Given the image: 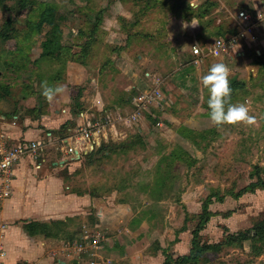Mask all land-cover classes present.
<instances>
[{"label": "crops", "instance_id": "1", "mask_svg": "<svg viewBox=\"0 0 264 264\" xmlns=\"http://www.w3.org/2000/svg\"><path fill=\"white\" fill-rule=\"evenodd\" d=\"M193 2L194 8L189 6V0H139L136 19L132 9L119 6L128 20L106 21L105 17L107 23L99 25L97 32H102L106 23L111 26L109 39L113 38L108 40L107 37L108 42L101 43L104 35L101 33L97 38L93 35L96 41L91 43V56L96 62L91 63L90 68L70 62L57 84L63 85L66 91L52 103L41 93L32 95L33 91L24 87L9 86L0 90V134L11 141L40 140L45 144L48 134L65 138L88 124L87 119H91L90 123L96 120L91 112L93 108L118 112L130 106L129 87L136 85L138 72L139 92L144 69L164 78L159 84L161 101L152 103L141 113L136 132L126 133L124 128H119L125 124L115 122L106 131L103 142L87 156L68 157L47 144L36 159L22 157L13 165L11 194L0 203L5 264H83L82 257L64 252L62 245L80 240L86 231L101 233L105 240L101 255L110 264H162L163 250L168 251L172 246L174 251L178 250L186 238L191 240L187 231L192 229L186 228V224H181L183 229L175 226L178 232L175 227L164 224L170 216L168 210L173 199L166 195V190L163 192L171 182L165 176L170 170L163 160L165 149L155 152V162L139 161V135L142 140L145 135L154 144L157 142L156 136L145 131L147 110L153 108L159 113L170 106L172 109L163 114L178 126L175 131L183 126L193 130L203 124L200 118L207 116L203 113L202 101L209 90L203 87L201 77L208 74L212 64L227 65L229 81L253 74L256 67L246 58L241 45L250 46L242 40L229 52L200 61L191 53L193 44L204 49L215 38L231 34L239 10L251 14L260 38L257 42L264 51V0ZM193 16L200 24L182 29V21L190 22ZM131 48L139 49V64H131L135 54L129 51ZM168 60L170 65L158 67ZM241 63L244 68H240ZM128 64L131 75L127 73ZM158 68L162 72H156ZM133 139L135 145H130ZM110 142L124 145L114 146L110 152L96 151L101 144ZM100 158L105 162L124 161L126 166L116 167L110 163L97 169L96 162ZM132 161L136 165L133 166ZM142 172H147L149 177L139 176ZM95 173L99 174V181L89 179ZM79 178L85 186L77 184ZM98 184L110 191L96 194ZM181 194L179 202L188 203L189 196ZM29 223L42 226L29 232L25 229ZM170 236H173L170 241L174 237L177 241L164 246L165 238Z\"/></svg>", "mask_w": 264, "mask_h": 264}, {"label": "rangeland", "instance_id": "2", "mask_svg": "<svg viewBox=\"0 0 264 264\" xmlns=\"http://www.w3.org/2000/svg\"><path fill=\"white\" fill-rule=\"evenodd\" d=\"M5 3L8 8L0 6V32L8 17L12 18L11 30L13 29V31H9L7 40L4 41L0 38V83L8 87H24L27 91H33L32 95L36 92L41 93V96L42 82L47 81L50 86L57 85L61 81V75L65 73L67 65L72 62L67 61V57L59 59L38 58L40 54L39 43L42 40L45 29L37 32L31 28V23L36 21L45 3L53 4L59 11L67 13L68 20L62 25L63 32L66 40L75 46L86 44L91 40L92 33H94L92 28L95 23L98 24L94 33L97 35L96 38L102 33L104 36L100 40L101 43L108 42L105 39L107 37L108 40H111L113 38L109 39L111 26L107 25L106 21H120L122 19L121 21L124 22V20H128L125 18L126 12L122 11L119 6H124L125 9H132L131 13L132 16H135L133 17L135 19L139 12V0H35L31 10L18 9L17 0H6ZM114 6L116 7L115 9L113 8ZM104 21L106 23L101 29L103 31L97 32L99 30L98 26H102ZM241 47L246 58L251 60L250 63L256 67V70H254L253 74L251 72L249 78L240 77V81L246 84L245 89L236 93L232 103L250 102V114L256 116L257 125L245 126L241 124L233 126L225 124L222 127L213 125L209 118V111L206 108L208 104L207 93L210 94L207 91L202 101L203 113L207 114V116L200 118V122H203V124L194 127L192 130L194 133L191 135L183 134L181 128H179L178 132L175 131L178 126L173 125V121L168 120L163 114L172 109L170 106L159 113L155 109L149 108L147 110L149 116L145 119L147 122V130L145 129V131L152 137L156 136L157 142L154 144L148 136L143 135L144 143L139 145V161L145 164L146 162L156 161L155 152L165 149L164 164L170 166V170L165 176L166 178L169 177L171 182L167 183L168 188L166 186L163 192L166 190V195H170L173 198L168 210L170 216L164 222L166 226L181 228V224H186V228L188 226L193 230L197 223L196 215L200 213L202 201L206 196L211 194L224 195L222 202L212 197L209 209L215 214L201 231L200 242L212 243L221 241L223 238V226H226L229 232L237 233L238 236L243 238L242 246L224 247L217 253H208L206 254L208 260L202 263L199 262V264H264V246L258 251L257 249L255 250L257 245H255V248L251 245L252 239L255 237L251 228L252 224L257 217L264 215V191L257 189L254 193H244L237 199L224 193L229 189L237 191L247 185L252 180L249 176L254 165L264 166V69H261L254 62V51L260 50L261 45L255 42L250 47L244 44ZM133 49L129 50L135 53L132 56L131 64H139L137 62L139 49ZM93 62H96V59L90 54L84 64L77 63H79V67L90 68L91 63L94 64ZM167 63L170 65L169 60L162 61L160 65L158 64V67H162L163 64L167 66ZM176 63H174L173 68ZM128 68L127 73L131 75L130 64L126 66V69ZM240 68H244L242 63ZM146 70L148 69L143 70L142 90L151 88L154 85L155 78H160L161 83L163 82V77L155 72ZM145 72H148L149 75L146 76ZM156 72L162 71L158 68ZM58 74H60V80H55ZM138 92L139 72L136 85L129 87L130 97H133ZM158 101L160 102L161 100ZM131 110L130 105L124 106L119 112L125 115ZM91 112L95 119L103 118L106 114L112 117L117 116L115 110L104 111V109L93 108ZM87 120L90 123L91 119ZM159 122L162 123L161 127L157 124ZM123 124L125 125L119 126V128H124L126 133H134L137 131L138 124H140L139 118L131 126L126 125L125 122ZM184 127L186 126L182 128ZM171 137L173 141H170ZM97 160V167H95L97 169L104 164L108 165L110 163H113L116 167L120 165L126 166L124 161L119 162L117 159H113L110 162H105L103 158ZM132 163L133 166L136 165L134 161ZM185 165L188 167L186 168ZM98 175L95 173L89 179L99 181ZM139 176H144V179L149 177L147 172L139 173ZM77 184L85 186L81 184V178L78 179ZM99 184L95 189L96 194H106L110 191L105 185L100 186ZM181 193L189 196L188 203L179 202ZM226 212H231V215L225 218L223 214ZM183 218H185V221ZM176 227L174 230L178 232ZM187 232L190 234L191 239V231L188 230ZM172 238L173 236L166 237L164 246L168 242L174 243L177 241L176 237H174L173 241H170ZM189 241L186 238V241H183L184 244L183 242L180 243L178 250H175L176 252L173 250V246L168 251L175 252V254L180 251H186L187 253L190 248V243L188 245Z\"/></svg>", "mask_w": 264, "mask_h": 264}, {"label": "built area", "instance_id": "3", "mask_svg": "<svg viewBox=\"0 0 264 264\" xmlns=\"http://www.w3.org/2000/svg\"><path fill=\"white\" fill-rule=\"evenodd\" d=\"M234 23V33L215 38L204 49L199 44H193L191 46V53L196 56V61H200L207 56L225 54L233 49L239 40L246 42L249 46H252L259 40L255 31L254 21L249 12L239 10ZM256 51L259 52V50ZM160 83L161 79L155 78L154 85L151 88L133 95L131 99L132 110L129 113L122 115L118 111L116 112V117L106 114L103 118L78 127L65 138L48 134L46 142L43 144L40 140L26 142L11 141L0 134V203L11 194V170L13 165L22 157L36 159L47 144L55 146L57 150L68 157L92 152L103 142L106 138V131L115 122L120 124L135 122L148 106L162 98V92L159 88ZM158 125L161 127L162 123L159 122ZM2 237L3 234L0 232V264H5L3 259L6 251L1 242ZM104 242L105 240L98 230L94 233L86 231L80 240L65 242L62 245V250L66 253H75L79 257H82L83 264H110L109 260L101 255V251L105 248Z\"/></svg>", "mask_w": 264, "mask_h": 264}, {"label": "trees", "instance_id": "4", "mask_svg": "<svg viewBox=\"0 0 264 264\" xmlns=\"http://www.w3.org/2000/svg\"><path fill=\"white\" fill-rule=\"evenodd\" d=\"M6 0H0V6L4 8H8L7 4L5 3ZM18 9L20 10H31L33 5L35 4V0H17ZM68 20L67 13L59 11L53 4L45 3L43 8L38 14L36 21L31 23V28L37 32H41L44 29V35L42 40L39 43L40 47V59H59L63 57H67V61L72 62H79L80 64H84L89 55L91 54V43L95 41L96 38L92 36L91 40H89L86 44L83 45H71L65 37L63 32V23ZM12 18L8 17L0 32V38L4 41L9 38V31H13L12 28ZM97 23L93 25L92 31L95 33V29H97ZM235 30H232L230 33H234ZM92 33V32H91ZM94 33H92L94 35ZM94 38V39H93ZM254 62L257 64L261 69H264V51L260 48L259 52L257 53L254 51ZM55 80H60V74L55 77ZM231 87L233 89L231 102L234 100L235 95L238 91L244 90L245 82L240 80L233 79L230 81ZM8 86L0 83V90L7 88ZM210 94H207V100L209 99ZM207 111L210 112L208 104L206 105ZM181 132L183 134L191 135L194 133L189 128H182ZM198 134V133H197ZM144 141L142 140L141 136L139 135V145H143ZM129 145V143H126ZM124 143H103L100 147L96 150L101 153L110 152L112 147L123 146ZM130 145H135V141H130ZM91 153V152H90ZM90 153L85 154L86 156ZM82 155V156H85ZM252 180L241 187L237 191L232 189L226 190L224 193L231 196L232 198H239L244 193H254L257 189L264 191V166L256 164L253 166L252 172L249 176ZM254 178V180H253ZM218 194H211L206 196V198L202 201L201 204V211L199 214L196 215L197 223L193 230L191 231V240H190V248L187 253H178L172 251L163 250L164 260L162 264H199V262H205L208 260L206 258V254L208 253H217L221 251L224 247L235 246L241 247L243 238L237 235V233L229 232L228 227L223 226V238L219 242H200L201 231L205 228L207 223L209 222L210 218L215 214L209 209V204L212 202V197H215V200L219 202L223 201V196H217ZM223 217H228L231 215V212H226L223 214ZM185 221V218H184ZM42 225L39 223H29L25 225V229L29 232L32 231L34 228L38 229ZM252 230L255 237L252 239L251 245L255 248L257 247L258 251L264 246V215L257 217L253 224ZM199 246V247H198ZM198 247V248H197Z\"/></svg>", "mask_w": 264, "mask_h": 264}, {"label": "clouds", "instance_id": "5", "mask_svg": "<svg viewBox=\"0 0 264 264\" xmlns=\"http://www.w3.org/2000/svg\"><path fill=\"white\" fill-rule=\"evenodd\" d=\"M189 6L194 8L196 4L193 0H189ZM199 24V20L193 16L190 22L182 21V29H187L188 27L195 28ZM229 76L230 69L227 65L224 63H214L211 65L208 74L201 77L203 87L207 88L210 92L208 106L211 122L217 127H222L225 124L233 126L241 124L245 126L257 125L256 116L250 114V102L246 101L239 104L231 102L233 89ZM41 88L42 95L49 103H52L66 91L63 85L50 86L47 81L42 82Z\"/></svg>", "mask_w": 264, "mask_h": 264}]
</instances>
